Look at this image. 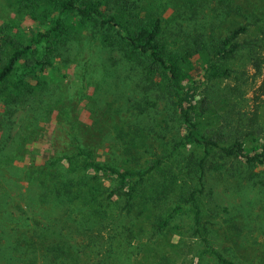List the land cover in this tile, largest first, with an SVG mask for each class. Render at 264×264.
Returning a JSON list of instances; mask_svg holds the SVG:
<instances>
[{
    "label": "trees",
    "instance_id": "1",
    "mask_svg": "<svg viewBox=\"0 0 264 264\" xmlns=\"http://www.w3.org/2000/svg\"><path fill=\"white\" fill-rule=\"evenodd\" d=\"M211 1L182 0L190 20ZM219 3L234 19L177 31L157 0H0V193L25 202L15 204V222L31 219L37 202L59 205L62 221L33 228L42 241L37 232L47 238L50 231L44 264H241L211 246L201 203L211 169L229 164L264 178V140L231 129L242 119L233 100L240 88L215 85L232 77L243 50L253 56L264 43V21L253 10L244 16L237 0ZM180 32L183 41L170 38ZM58 59L82 71V94L98 89L93 69L124 74L149 104L168 105L179 139L137 163L131 148L138 130L119 127L118 144L136 133L124 145V165L101 159L91 131L101 129L100 118L60 107L68 75ZM87 106L94 113L96 104ZM47 122L52 149L38 161L31 145ZM4 259L16 257L6 252Z\"/></svg>",
    "mask_w": 264,
    "mask_h": 264
},
{
    "label": "rangeland",
    "instance_id": "2",
    "mask_svg": "<svg viewBox=\"0 0 264 264\" xmlns=\"http://www.w3.org/2000/svg\"><path fill=\"white\" fill-rule=\"evenodd\" d=\"M167 1L168 5H165ZM237 1L241 3L244 16L253 10L260 13L264 21V0ZM157 3L161 5V9L166 10L165 17L170 18L171 28L175 27L177 31L186 28L190 22H196L197 29L200 24L206 22V27L202 25L200 28L204 30L209 22L217 23L216 21L221 20L218 23L225 25L232 18L227 15L226 9L221 7L219 0L199 5L198 16L193 20L188 17L191 15L190 10L189 12L187 10L191 9L190 6L182 0H157ZM236 19L243 22L248 20L242 16ZM182 35L180 32L177 37L172 34L170 38L183 41ZM243 51L244 56L236 60L232 77L225 81H217L215 85L240 88L236 91V97L233 96V100L238 102L236 117L240 115L242 119L240 122L234 121L231 129H237L235 132L237 135L253 130L251 131L253 136L261 141L264 140V43L255 49L253 56L246 55L247 49ZM58 61L60 73L68 75L63 78L64 82L59 90L60 100L63 98L65 102V105L60 107H65L66 110L75 107L73 116L80 119L92 120L94 116L100 118L101 129L91 131L95 139L96 152L101 159L116 158V161L119 160V163L124 165V159L128 156V153L124 152V145L136 133L128 135L125 142L122 140V143L118 144L119 127L126 131L129 126L138 130L136 137L138 144L131 148L135 157L134 162L137 163H144L149 158L163 154L162 152H168V148L171 149L169 140L179 139L178 122L172 117L168 105L165 102L149 104L146 101V94L125 78L124 74L116 70L103 74L102 71L93 69L89 73L93 75L94 85H97L98 89L94 91V86H91L82 94V71L74 64L66 68L61 65L60 59ZM87 104H96L94 113L89 110ZM42 126L43 128L37 132L43 137L31 145V149L37 151L38 161L46 157L52 149L49 139L53 125L47 122ZM128 145L130 146L129 143ZM228 167L231 166L228 164L220 168V171L212 169L209 171L205 195L202 198L203 221L208 230L210 244L241 264H264V178L249 177L260 170H248L237 166L234 167L238 169L233 170ZM19 198L14 200L0 193V264H8L4 259L6 252L16 257L11 264L47 263L44 255L45 246L50 245V240L47 241L50 231H47V238H43L40 231L37 232L44 240L42 241L36 236L33 228L37 226L36 222H41L44 226L48 220L62 221L59 205L56 207L54 204L37 202L31 209L32 218L21 220L23 224L21 225L20 222L12 220L13 216L18 220L19 215L18 211H14L17 208L15 204L25 205ZM174 200L175 198L169 200L170 204L167 207L172 205ZM64 219L67 221L65 215ZM189 219L182 220L187 227ZM25 223H28L29 228H25ZM66 232V228L62 229V233ZM182 233L186 240L193 241L191 231L182 230ZM32 238L35 240L33 243L30 242ZM71 243L75 245L76 239ZM22 246L24 248L15 249ZM26 249L28 252L24 254L23 251Z\"/></svg>",
    "mask_w": 264,
    "mask_h": 264
}]
</instances>
